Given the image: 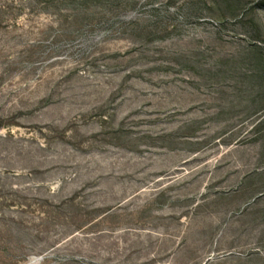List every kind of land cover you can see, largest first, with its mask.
<instances>
[{"label": "rangeland", "instance_id": "obj_1", "mask_svg": "<svg viewBox=\"0 0 264 264\" xmlns=\"http://www.w3.org/2000/svg\"><path fill=\"white\" fill-rule=\"evenodd\" d=\"M0 264H264V0H0Z\"/></svg>", "mask_w": 264, "mask_h": 264}]
</instances>
